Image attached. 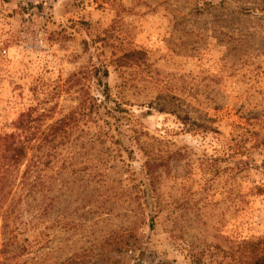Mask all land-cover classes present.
I'll list each match as a JSON object with an SVG mask.
<instances>
[{
	"label": "rangeland",
	"instance_id": "rangeland-1",
	"mask_svg": "<svg viewBox=\"0 0 264 264\" xmlns=\"http://www.w3.org/2000/svg\"><path fill=\"white\" fill-rule=\"evenodd\" d=\"M31 108L77 128L0 190L2 264H264V0H0V135Z\"/></svg>",
	"mask_w": 264,
	"mask_h": 264
},
{
	"label": "trees",
	"instance_id": "trees-1",
	"mask_svg": "<svg viewBox=\"0 0 264 264\" xmlns=\"http://www.w3.org/2000/svg\"><path fill=\"white\" fill-rule=\"evenodd\" d=\"M105 74H107V71ZM97 84L102 88L108 116L115 121H119L120 114L127 112L126 109L121 103L111 99L112 97L109 93L110 89L107 83L99 80ZM111 101L113 104H111ZM44 116L47 117V114L31 108L29 111L20 114L18 119L13 123L12 131L0 135V190L4 189V185L6 186V184L9 186L13 184L12 177H15L14 173L19 174L21 172L20 166L23 165L25 169L21 174V179L27 192H40L44 188L43 186L46 185L45 177L42 176V173L45 170L47 172L53 171L55 164L60 160V156H58L60 154L59 149L72 141L71 137L77 128L76 122L78 117L76 113H72L42 127L39 121H42ZM114 124L118 123L114 122ZM113 127L114 125L111 128L102 129V132L98 136L112 137L110 131L117 130V127ZM29 154H31L30 157ZM231 156L233 158V155L230 154V158ZM234 165L231 169L238 172L247 169L258 170L262 181L261 183L255 184L253 190L257 194L264 193V160L261 164H257L255 161L251 163L250 161H243L240 158H236ZM148 174V171H146L145 175ZM49 184L48 182V186ZM141 200L143 202L145 199L140 198V206L142 205ZM157 200L158 198L155 194H149L147 198V202L150 203H155ZM149 209L151 210L150 219L153 221L154 215H158L161 209H157L156 207ZM138 211L139 215H144L146 209L138 208ZM262 240L264 242V238ZM142 244V236H138L130 244V247L126 249L136 251L138 255H141L143 251ZM125 245H128V243L125 242ZM251 252L254 254L250 256L252 261H246L245 264H258L257 259L253 260L255 258V248ZM0 264L2 263L0 262Z\"/></svg>",
	"mask_w": 264,
	"mask_h": 264
}]
</instances>
